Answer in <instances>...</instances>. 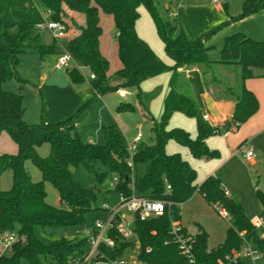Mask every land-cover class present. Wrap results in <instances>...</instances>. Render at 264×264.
Returning a JSON list of instances; mask_svg holds the SVG:
<instances>
[{"label":"trees","instance_id":"16d2710c","mask_svg":"<svg viewBox=\"0 0 264 264\" xmlns=\"http://www.w3.org/2000/svg\"><path fill=\"white\" fill-rule=\"evenodd\" d=\"M158 3L159 0H0V134L6 132L17 145L16 153L0 154V176L5 170L12 171L11 188H0V236L4 233H16L18 236L9 251H0V264H87L85 257L90 251L89 235L71 239L61 237L47 244L37 234L38 229L47 227L81 226L85 223V214L95 208L96 186L76 181L73 169L79 167L86 168L96 180L107 174L118 176L120 181L114 190L121 197L145 196L168 203L162 215L147 220L135 216L130 222L133 233L130 237H124L117 229L116 226L124 222L117 215L113 219L115 226L107 232L114 245L101 241L94 259L96 262L121 259L128 249L138 245L137 260L143 264H187L174 240L172 225L180 222L181 204L196 192L203 194L213 206H225L230 215L226 237L218 246L210 247L209 235L203 227L191 235L200 264H217L225 254L238 249L242 244L240 232H245V236L257 243L264 253L259 233L240 201L233 196L230 198L234 202L230 206L224 201L226 195L222 179L210 176L198 185L197 172L192 165L181 154L166 152L167 143L174 140L188 148L194 158H218L220 153L210 149L206 139L233 126L238 129L258 111V98L246 87L245 81L257 77L256 71L264 68V40L254 39L244 32L226 35L219 60L210 59L212 47L207 45V40L223 26L264 10V0H244L239 14H228L224 22L195 40L186 36L176 20L177 16H173L172 20L162 18L157 11ZM223 5L227 11L228 4L224 2ZM140 7L151 13L172 64L158 56L138 34L136 23ZM101 11L111 15L115 24L122 62V67L115 73L119 81L115 85L110 83L107 74L109 61L100 51ZM70 12L83 17L84 24L77 25L76 35L67 43L68 51L75 61L94 74V78L89 80L95 96L120 88L136 87L137 97L143 102L144 116L154 122L156 147L147 145L138 149L133 155V168L128 166L130 154L126 138L117 123L103 127L104 144L84 142L76 129V114L61 122L30 124L24 117V96L2 89L3 82L11 78L26 82L17 70L22 54L37 53L44 59L57 52L58 40L54 37L48 40L50 32L39 25L46 20H56L64 23L68 31L71 22L76 24ZM192 65L200 70L204 86L212 98L235 103L231 118L222 125H213L203 118L204 110L198 107L190 82L179 71ZM168 72L172 74L169 91L164 98L162 114L155 120L144 102L153 93H145L141 84ZM69 73L74 81L86 79L76 67L71 68ZM91 102L88 101L79 110ZM117 109L132 112L136 107L123 102ZM175 112L196 120L198 134L195 138L183 128H168ZM44 144L50 145L46 157L38 152ZM28 160L41 171L40 181H33L26 168ZM98 162L105 170L97 167ZM140 165L144 166L141 176L137 175ZM46 182L58 191L60 206L47 203ZM257 198L264 209V193L257 191ZM182 233H187L184 227ZM134 236L137 238L135 242L132 241Z\"/></svg>","mask_w":264,"mask_h":264},{"label":"rangeland","instance_id":"374dc122","mask_svg":"<svg viewBox=\"0 0 264 264\" xmlns=\"http://www.w3.org/2000/svg\"><path fill=\"white\" fill-rule=\"evenodd\" d=\"M218 1L215 4L212 0H181L177 4L178 0H159L157 11L164 19L172 20L173 16L171 12L177 14L176 20L182 25L186 36L190 40H195L224 22L228 14H239L244 2V0ZM224 2L228 4L227 11L224 8ZM169 7L171 8L170 11L167 10ZM139 10L140 17L136 23V29L139 35L148 41L155 52L164 59H167L163 41L157 32V27L151 13L145 7H140ZM81 24H84L83 17ZM232 29H240L244 32L248 30L254 34L260 33L264 38V10L254 13L249 18L247 17L241 21L225 25L213 33L207 40V45L212 47L209 51L211 60L220 59L224 39ZM100 43L103 49L110 50L107 74L112 84L116 80L115 73L122 62L119 57L114 19L111 15L104 13L102 17ZM63 51L69 53L66 39H60L57 45V52L49 54L44 59L37 53L22 54L17 70L26 82L22 83L16 78H11L3 82V90L20 93L24 96V117L26 122L30 124L42 122L56 123L65 121L71 115L76 114L75 124L81 139L84 142L102 145L105 142L104 125L115 122V116H117L119 121L127 127V132H125L126 143H130L133 137L140 132L143 135L141 144L144 145L146 143V145L151 144L152 146L154 142V123L152 120L144 117V111L138 107L132 112L118 111L115 105V100L121 97V93L119 92L121 89H125L128 92L125 101L136 105L137 88L133 86L120 88L117 91L103 95L101 99L99 98L95 102L91 99L92 102L89 106L79 110L92 97L90 82L86 77V74L89 76L91 72L73 58L69 62V67H60L58 63ZM74 67L78 68L85 76L86 79L84 81H74L72 79L69 70ZM256 72L264 73V68L258 69ZM192 83L198 94V85H201L200 81L198 78H195V80H192ZM160 109L161 102L156 96L151 107V111L155 114L156 118H158L157 114ZM173 122L186 129H191L194 121L191 117L180 113L173 118ZM166 149L169 153L181 151L182 155H189V151L181 147L174 140L168 142ZM15 152H17V145L6 132H2L0 134V154H13ZM38 152L40 156L46 157L50 152V145H42L38 148ZM97 167L100 170H105V167L100 162L97 163ZM26 168L33 181L38 182L41 180V171L32 161L28 160L26 162ZM73 172L76 181L80 184L96 186L95 208L85 214V223L81 226H53L38 229V236L47 244L61 237L71 239L74 237L83 238L90 235L96 230L98 222L104 223L106 221L109 211L118 209L119 216L124 217L130 215V212L122 203L121 195L114 190V176L107 174L101 180H96L94 175L84 167L74 168ZM143 173L144 166L140 165L137 170V175L141 176ZM11 186L12 171L8 169L0 176V188L2 190H8ZM45 189L47 192V203L60 206V195L55 187L51 183L46 182ZM181 215L182 223L189 228L191 234L194 235L198 231L197 223H200L206 229L209 233L211 247H216L224 241L230 222L221 216L214 206L209 204L202 196H192L186 201L183 204ZM122 228L124 230L128 229L126 222H123ZM106 237L107 234H105ZM138 247L136 245L134 248L128 249L121 259H124L127 262L126 264H133V262L142 264L137 260ZM88 264H112V262L111 260L92 261ZM243 264H252V262L250 259L244 257ZM256 264H264V261L258 260Z\"/></svg>","mask_w":264,"mask_h":264},{"label":"crops","instance_id":"0c3cea01","mask_svg":"<svg viewBox=\"0 0 264 264\" xmlns=\"http://www.w3.org/2000/svg\"><path fill=\"white\" fill-rule=\"evenodd\" d=\"M70 15L74 19H76V24H72L71 22V26L68 29L66 35L62 38L57 39L58 41L60 39H66L68 43V41L74 35H76L77 25H82L81 24L82 18L80 17L79 14L70 12ZM100 15H101V26H102V17H103L102 11ZM231 32L234 33V32H244V31H241L240 29H232L230 33ZM244 33L254 39L264 40L263 35L262 34L260 35V33L254 34L248 30H246ZM51 38L52 35L49 33L48 40H51ZM100 51L109 61L110 50H107L105 48L103 49L100 43ZM156 54L160 56L166 63L168 64L173 63L168 55H167V59H164L157 52ZM213 60H217V59H213ZM121 67H122V63L120 64L117 70H119ZM179 71L183 72L186 78L188 79V81L190 82L198 107L203 109L204 113L209 114L210 116L209 122L211 124L222 125L227 119L231 118L235 103L231 101L215 100L214 98H212V96L204 86L200 70L198 69L197 66L192 65V66L184 67L179 69ZM256 73L258 74V76L247 79L245 81V85L258 98L259 101L258 111L247 122L240 125L238 129L231 130L227 137H224L222 134H216L206 139V143L209 146V148L212 150H217L220 153V156L218 158H214V159L194 158L190 153L189 149L181 146L180 144L179 145L181 147L189 151V155L187 154L186 156H184L182 155L181 151L176 152L181 154L182 157L185 160H187L196 170L197 172L196 182L198 185L202 184L210 176H219L222 179L225 189L229 192V197L233 196L240 201V203L244 208L245 214L250 219L257 218L264 210L257 198V191H262L264 193V73H260V72H256ZM86 77L90 82L89 76H87V74ZM171 77H172L171 73L169 72L163 73L161 75L149 78L143 81L141 84V89L145 93H149V94L153 93V95L145 99L144 102L147 103L149 108V113L155 120H158L162 114L163 102L167 92L169 91V82L171 80ZM195 78H198V80L201 83V85H198L199 95L197 94L192 83V80H195ZM118 82L119 81L116 79L112 84L115 85L118 84ZM91 90H92V97L89 98L86 102L90 101L91 99L95 102L99 98L100 99L102 98L103 95L95 96L92 88ZM119 92L121 93V97L115 100V105L117 107L119 106L120 103L126 102L125 100L127 99V95H128V92L125 89H121ZM156 96L161 102V109L157 114L158 118H156L155 114L151 111L152 102ZM126 103H129V101ZM142 103L140 102V99L137 97V102L136 105L134 106L136 108L138 107L142 109ZM178 114H180V112L173 113L172 117L169 120L168 128H174V127L183 128L187 130L193 138H195L198 134L196 120L192 118L194 121L192 123V128L186 129L185 127L176 125L173 122V118L176 117V115ZM114 123H117L119 125V127L122 129L125 135L126 134L125 132H127V127L119 121V118L117 116H115V122L111 124ZM135 136L133 137V139L135 138ZM142 138L143 135L138 144L139 150L147 146L146 143L144 144L145 146L141 144ZM246 143H249L254 147L255 156H253L251 159H247L242 153V151H240V147ZM152 144L154 145V142ZM149 146H151V144ZM166 152L168 154H175V153H169L167 149ZM193 196H202L204 198V195L201 194L200 192H196ZM183 204H181L180 206L181 211ZM129 216L131 215H127V218H129ZM132 220L128 219V221L130 222ZM179 223L181 224L182 227L186 229L189 235H193L189 232V228L182 223V215ZM197 226L198 228L203 227L200 223H197Z\"/></svg>","mask_w":264,"mask_h":264},{"label":"built area","instance_id":"2783aa9c","mask_svg":"<svg viewBox=\"0 0 264 264\" xmlns=\"http://www.w3.org/2000/svg\"><path fill=\"white\" fill-rule=\"evenodd\" d=\"M213 3L217 4L218 0H212ZM172 16H177L174 12H171ZM39 27L41 29H46L50 32L52 37L59 39L66 35L67 30L64 23L56 20H46L43 24H40ZM73 57L70 53L63 51L60 56L58 65L60 67H69L70 60ZM90 78H94V74L90 73ZM203 118L207 121L210 120L209 114L205 113ZM235 129V126L231 127L229 130L221 133L224 137H227L231 130ZM142 137V133H137L135 138L130 142L127 143L128 151L130 157L127 161L128 166L131 168L134 167L133 165V155L138 150V144ZM240 151L244 154L247 159H251L254 154V147L253 145L246 143L240 147ZM120 181L118 176L114 177L113 179V187ZM170 189V186L167 187ZM225 195L229 197V192L225 189ZM122 198L123 205L127 208L130 212L132 218L135 216L139 217L140 220H147L151 217L162 215L165 212V208L167 207L168 203L163 200L152 199L145 196H136L132 195L129 198ZM214 208L218 211V213L225 217L226 219L230 220V215L225 206L220 204H215ZM118 209L114 211H110L108 218L104 223L98 222L96 225L95 233H91L89 235L90 241V251L85 257V261L90 263L94 261L97 257V248L101 241H104L107 245L113 246L114 241L106 237L105 234L115 226L113 223V219L118 215ZM124 222H126L128 229L124 230L122 228L123 223L117 225V229L124 237L132 236V230L130 228V221H128L127 215L122 217ZM253 226L255 230L259 233V238L262 240L264 245V210L263 212L254 220H252ZM182 226L179 222H175L172 225V234L174 236V240L179 246L181 254L186 258L187 264H200L197 260L194 248V240L191 235L188 233H182ZM240 236L242 237V244L238 249H233L227 254L224 255L223 258L219 259L217 264H243V258L246 257L251 260L252 264H256L258 260H263L264 253L260 246L249 240L245 236V232H240ZM18 236L16 233H4L0 236V251L1 253H5L10 250L12 244L17 240ZM112 264H126L127 262L124 259L121 260H113L111 261ZM133 264H138V262H133ZM143 264V263H142Z\"/></svg>","mask_w":264,"mask_h":264},{"label":"water","instance_id":"95a60500","mask_svg":"<svg viewBox=\"0 0 264 264\" xmlns=\"http://www.w3.org/2000/svg\"><path fill=\"white\" fill-rule=\"evenodd\" d=\"M151 147H152V148H155L156 145H152ZM224 201L226 202L227 206H230V205L234 202V200H233L232 198L228 197V196L224 197ZM128 219H129V220H132V217L129 216ZM136 239H137V238L134 236V237L132 238V241L135 242Z\"/></svg>","mask_w":264,"mask_h":264}]
</instances>
